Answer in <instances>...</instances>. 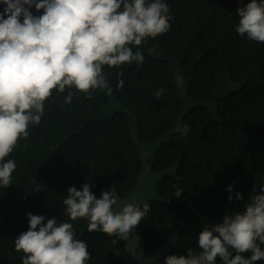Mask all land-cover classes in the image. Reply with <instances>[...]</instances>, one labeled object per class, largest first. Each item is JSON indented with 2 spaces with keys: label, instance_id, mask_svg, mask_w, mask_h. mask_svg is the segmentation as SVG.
<instances>
[{
  "label": "trees",
  "instance_id": "trees-1",
  "mask_svg": "<svg viewBox=\"0 0 264 264\" xmlns=\"http://www.w3.org/2000/svg\"><path fill=\"white\" fill-rule=\"evenodd\" d=\"M166 2L174 19L167 33L142 43L144 62L104 66L112 93L137 114L142 142H151L171 128L182 110L171 77L178 64L186 76H193L189 95L199 100L216 98L224 120L211 119L210 111L197 105L181 123L189 126L188 134L172 135L156 153L153 173L181 159L178 179L167 176L156 187L161 197L177 204L149 201L150 211L140 222L146 256L177 231L176 247L163 255L162 264L167 255L186 256L189 248L198 254L202 228L221 222L233 210L242 211L253 185L258 189L264 183V43L235 32L236 9L250 0L243 4L239 0ZM31 11L39 15L43 10L37 13L33 7ZM132 50L135 53L137 48ZM118 79L124 80L122 87L117 86ZM160 88L165 93L156 99L154 93ZM73 92L72 103L65 104L67 90L53 91L45 101L41 122L29 127L27 139L20 140L10 154L17 168L11 186L0 188V264H21L23 253L14 250L13 241L28 230V213L70 222L79 235L86 219L71 221L65 214L63 199L69 187L81 190L89 183L99 198L105 187L115 184L123 198L136 182L141 162L131 143L128 118L117 111L110 120L94 121L108 104L103 90L93 92L91 99ZM230 183L232 195L239 191L242 200H228ZM80 239L88 245V264H124L113 253L124 250L119 237L87 228Z\"/></svg>",
  "mask_w": 264,
  "mask_h": 264
},
{
  "label": "clouds",
  "instance_id": "clouds-1",
  "mask_svg": "<svg viewBox=\"0 0 264 264\" xmlns=\"http://www.w3.org/2000/svg\"><path fill=\"white\" fill-rule=\"evenodd\" d=\"M0 6V188L6 189L17 168L10 154L20 140L27 139L29 127L41 122L45 101L53 91L67 90L65 104L72 103L73 89L91 99L93 92L107 87L104 66L142 64V43L167 33L174 16L166 0H0ZM33 7L42 13L34 15ZM235 13L237 35L264 43V0H250ZM132 46L137 48L135 53ZM123 85L124 80L118 79L117 86ZM164 93L163 88L157 89L154 97ZM175 130L184 137L190 128L180 124ZM90 185L84 183L81 190L69 187L63 199L69 219H86L90 232L125 240L150 211L147 200L142 205L126 203L117 211L114 190L97 198ZM233 188L232 183L226 187L228 200H242L239 191L232 195ZM180 195L177 191L176 197ZM27 220L28 230L13 241L14 250L23 253L21 264H88V245L76 239L72 223L32 213ZM197 245L198 254L189 248L186 256L167 255L163 264H217V258L221 264L264 260V183L258 189L253 185L242 211L233 210L221 222L204 226Z\"/></svg>",
  "mask_w": 264,
  "mask_h": 264
},
{
  "label": "water",
  "instance_id": "water-1",
  "mask_svg": "<svg viewBox=\"0 0 264 264\" xmlns=\"http://www.w3.org/2000/svg\"><path fill=\"white\" fill-rule=\"evenodd\" d=\"M104 74L107 87L102 90L105 93L108 104L102 107L93 119L95 121H106L113 118L117 111L123 113L128 118L131 143L135 146L138 158L141 162V168L136 177V182L123 198L119 197L115 184L105 187V190H114L115 194L118 196L115 203L116 210L119 211L126 203H139L142 205L145 200L158 201L166 205L177 204V202H172L161 197L157 193L156 187L167 176H173L177 179V168L180 164V158L177 159L174 165L168 166L157 173H153L152 167L156 153L163 145L170 142V137L177 133L175 129L182 123V120L192 108L197 105L207 108L210 111V118L222 123L223 119L218 113V100L216 98L198 100L191 97L189 95V87L193 80V76H186L178 64L176 70L171 73V77L176 86L175 94L179 97L182 110L171 128L167 129L151 142H142L139 139L137 114L125 108L115 97L111 91L107 75L106 73ZM133 197H136L135 201ZM87 228L88 221L86 220L85 226L81 229L79 235L76 236V239H80ZM177 239L178 235L177 231H175L167 237L164 243L158 245L150 256H146V245L139 223L125 240L122 239L124 250L122 252L114 250L113 253L124 264H162L163 255L169 254L175 249L176 244L174 241Z\"/></svg>",
  "mask_w": 264,
  "mask_h": 264
},
{
  "label": "flooded vegetation",
  "instance_id": "flooded-vegetation-1",
  "mask_svg": "<svg viewBox=\"0 0 264 264\" xmlns=\"http://www.w3.org/2000/svg\"><path fill=\"white\" fill-rule=\"evenodd\" d=\"M193 109V108H192ZM177 179H178V175H177Z\"/></svg>",
  "mask_w": 264,
  "mask_h": 264
}]
</instances>
